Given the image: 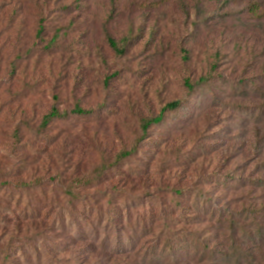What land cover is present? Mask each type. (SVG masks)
<instances>
[{"label":"rangeland","instance_id":"374dc122","mask_svg":"<svg viewBox=\"0 0 264 264\" xmlns=\"http://www.w3.org/2000/svg\"><path fill=\"white\" fill-rule=\"evenodd\" d=\"M107 34L120 47L135 38L119 55ZM175 100L187 106L145 134L143 120ZM211 188L252 237L183 217ZM147 213L163 228L141 234ZM256 224L264 0H0V264H144L173 231L201 245L177 264H231L239 248L240 264H264Z\"/></svg>","mask_w":264,"mask_h":264},{"label":"trees","instance_id":"16d2710c","mask_svg":"<svg viewBox=\"0 0 264 264\" xmlns=\"http://www.w3.org/2000/svg\"><path fill=\"white\" fill-rule=\"evenodd\" d=\"M42 33H43V26H42V24H40V27H39V30H38V34L41 35ZM137 36H139V33L136 35V37ZM134 38H135V36L134 37L132 36L131 38L126 37L124 39V42H123V46L124 47H120L118 42L114 38H112L109 34L106 35L107 43L119 55H123L125 53V51L127 49V45ZM201 83H203V85H208L209 84V82L207 81L206 77H203V79L201 80ZM186 85H187V87H188V89L190 91H193L195 89V86H196L194 83L190 82V80L186 81ZM185 106H187L186 102L182 101V100H175L173 102L167 103L163 107L161 113L158 116L151 117L149 119L143 120L142 125H141L143 132L146 134V132L148 131V129L150 127H152L154 125H157V124L165 123L166 122L165 119H166V113L167 112H177V111L183 109V107H185ZM78 113H84V111L78 110ZM58 117H60V113L55 107H53L51 112L44 116L42 125L44 127H46L48 124H50L54 119H56ZM130 154H131L130 151L123 152L120 155V159L123 160V159L127 158L128 156H130ZM103 169L107 170L108 167L107 168H98V169H96L97 175L102 173ZM224 183L228 184V178L227 177H226V179H224ZM205 185H206V187H209V185H211V184L209 183V184H205ZM242 185H243V183H242ZM77 187H79V185H77ZM230 188L233 189L232 186H230ZM236 188H237V186L234 187V189H236ZM213 190H214V188L209 189L207 192L203 191V193H202L203 195L201 196L202 198L196 199L195 202H194V204H195L194 205V211L191 214H188V216H183V217H186V219H188L192 223L193 227L196 226L198 224V222H201L203 220V222H208V223L209 222H213L214 225H218L220 228H228L229 231L231 232V234L235 233L236 230H242L243 231L242 233H244V235L252 237L251 234H249L247 231H245L243 229V228H245V226L243 225L241 219L237 218V217L235 218V216L229 217L228 211L224 210L222 208L224 206V204H222L219 201V199L217 200V199L213 198L214 195L217 194V193H213L212 192ZM66 192L69 195H71V197H74V198L77 195V190H74V188L68 189V190H66ZM243 197L244 196H240V199L243 198ZM180 198H184V197H182V195H181ZM178 207H181V205L177 203V208ZM244 215H245L244 216L245 220H247L248 217H252L253 221H255V217L252 216V214H249V210H246V214L244 213ZM142 218H143V221L139 222L138 225H137L138 228L142 229L141 230L142 231L141 234L151 233V232H153L152 230H154V232H156L155 228H163V224L162 223L159 224V225H155L156 217L154 216L153 213H151V214L147 213V215L146 216H142ZM112 222L115 223L114 220ZM128 223H130V220L128 221ZM164 227L173 228L174 225H171V224H170V226L169 225H164ZM255 228H256L255 236H257L258 239H261L264 236L263 227L259 226V224H256ZM159 231L160 232L156 236L157 240H161L160 238H161V235L163 233L162 229H159ZM178 231H180V230H178ZM181 231L185 232V230H181ZM174 232L175 231L172 232V238L168 242H166V244H162L161 248L159 250H158V248L156 246H154L153 248L155 250H150L149 249V250H146L143 253V255H144L143 256L144 264L145 263L146 264H160L159 259H157L158 260L157 261V260H154V258L150 259L147 262V259H146L147 255H152L153 257L154 256L158 257V256H161V255H166L167 259L171 263L177 264V261L179 260V256H176V255H178V253L181 252L182 250L187 251L186 255H189L190 253L188 251H190L191 249L193 250V248H195L196 252L198 253V251L200 250V246H201L199 243L192 242L190 240L188 245L187 244H183L184 241H185V243L187 241H189V239H188L189 236L187 234L186 235L184 234L183 237L187 236V238H185L181 242V240L177 238V236L179 234H176V233L174 234ZM173 234H174V236H173ZM133 235H136V232L134 233V230H130L129 233L124 234V236H125L124 238L130 239V237H133ZM116 237H117L118 240H120V235H117ZM136 244H137V242L134 241L132 247H135ZM247 256H248V254L243 249L239 248L236 252H234L233 254L228 256V258H229V262L231 264H240L241 261H246L247 260ZM124 258H127V257H124ZM122 262H124V261H122ZM124 264H138V263L137 262H133V263L124 262Z\"/></svg>","mask_w":264,"mask_h":264}]
</instances>
